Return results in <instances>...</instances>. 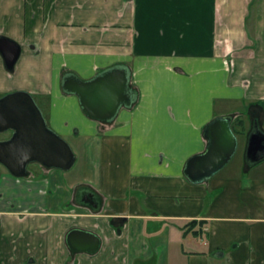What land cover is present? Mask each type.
Segmentation results:
<instances>
[{"label":"crops","instance_id":"1","mask_svg":"<svg viewBox=\"0 0 264 264\" xmlns=\"http://www.w3.org/2000/svg\"><path fill=\"white\" fill-rule=\"evenodd\" d=\"M0 37L20 48L11 72L0 55V97L29 93L75 155L70 171H0V264H264V161L244 158L251 122L264 132V0H0ZM116 66L136 100L90 120L62 77ZM219 116L244 122L240 160L192 184ZM81 187L98 210L75 203ZM74 229L96 254H70Z\"/></svg>","mask_w":264,"mask_h":264},{"label":"water","instance_id":"2","mask_svg":"<svg viewBox=\"0 0 264 264\" xmlns=\"http://www.w3.org/2000/svg\"><path fill=\"white\" fill-rule=\"evenodd\" d=\"M20 54L19 46L0 37V55L7 71L11 72ZM126 67L106 69L88 81L73 73L61 80L62 91L78 98L84 115L90 120L107 124L112 122L121 108H130L136 94L129 87ZM232 116H219L203 130L205 150L188 159L183 169L184 177L192 184H202L218 174L233 158L238 147L237 136L231 129ZM11 132L10 138L0 141V169L16 178L28 175V166L38 164L46 169L68 171L75 163V155L68 143L53 132L35 103L24 91L0 97V134ZM245 162L253 166L264 161V132L253 124L247 138ZM75 203L93 210L101 206L100 197L89 188L75 192ZM70 254L94 255L100 248V239L93 233L71 230L66 236Z\"/></svg>","mask_w":264,"mask_h":264},{"label":"trees","instance_id":"3","mask_svg":"<svg viewBox=\"0 0 264 264\" xmlns=\"http://www.w3.org/2000/svg\"><path fill=\"white\" fill-rule=\"evenodd\" d=\"M66 74V73H65ZM64 74V75H65ZM130 90H131V88H130ZM132 91V90H131ZM133 92V91H132ZM243 121L240 119V118H234L233 120H232V122H231V129H232V131H233V133L237 136V134H239L240 132H241V130H237L236 128L238 127H241L242 128V126H243V123H242ZM256 121H254V123H255ZM253 123V124H254ZM253 124H252V122H251V130H252V128H253ZM258 126H259V123H258ZM250 133V132H249ZM246 163V162H245ZM247 165V164H246Z\"/></svg>","mask_w":264,"mask_h":264},{"label":"rangeland","instance_id":"4","mask_svg":"<svg viewBox=\"0 0 264 264\" xmlns=\"http://www.w3.org/2000/svg\"><path fill=\"white\" fill-rule=\"evenodd\" d=\"M243 124H244V122H242ZM246 124H247V126H249L250 124H249V122H246ZM264 128V127H263ZM237 130H242V128L241 127H237L236 128ZM241 152H242V150H241V146L240 147H237V150H236V153H235V155L233 156V158H232V162L231 163H236V161H239L240 160V157H241ZM74 170H72V172L71 173H73L75 170H76V168H73ZM0 171H2V173L4 174V169L3 168H1L0 169ZM70 171V170H69ZM75 173V172H74Z\"/></svg>","mask_w":264,"mask_h":264}]
</instances>
